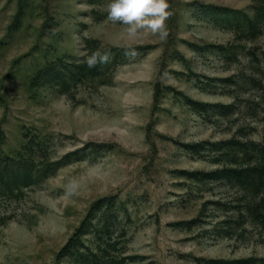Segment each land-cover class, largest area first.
I'll return each mask as SVG.
<instances>
[{
  "label": "rangeland",
  "instance_id": "374dc122",
  "mask_svg": "<svg viewBox=\"0 0 264 264\" xmlns=\"http://www.w3.org/2000/svg\"><path fill=\"white\" fill-rule=\"evenodd\" d=\"M168 2L0 0V264L264 262V185L202 174L264 160L263 0Z\"/></svg>",
  "mask_w": 264,
  "mask_h": 264
},
{
  "label": "clouds",
  "instance_id": "9594fccd",
  "mask_svg": "<svg viewBox=\"0 0 264 264\" xmlns=\"http://www.w3.org/2000/svg\"><path fill=\"white\" fill-rule=\"evenodd\" d=\"M108 19L112 22H120L126 25L125 31L128 36L135 38L143 31H150L158 35L161 40L168 36L166 21L172 13L169 11L170 4L168 0H111L107 6ZM125 55L134 57L136 52L129 46L125 50ZM110 60V53H101L94 51L87 56L85 63L89 68L97 64H105ZM77 187V182L72 180L67 188L69 194H72Z\"/></svg>",
  "mask_w": 264,
  "mask_h": 264
},
{
  "label": "trees",
  "instance_id": "16d2710c",
  "mask_svg": "<svg viewBox=\"0 0 264 264\" xmlns=\"http://www.w3.org/2000/svg\"><path fill=\"white\" fill-rule=\"evenodd\" d=\"M258 13L259 15L261 14L264 17V0L263 3L258 7ZM245 151L247 152V149ZM262 156L264 157V150H262ZM257 167L259 168V170H257ZM202 174L204 177H225L228 181L239 183L241 188L245 189L246 191H248V186L250 184L254 191H257L261 188V185H264V160H262L261 162H256L254 164H236L235 166L225 164L220 169H215L210 172H204ZM259 199L260 202H264V197H259ZM262 208L264 209V207ZM243 212L248 213V206H246V209ZM73 241L74 239L73 237H71L65 244L64 248L69 251L71 244H73ZM256 260L257 258L248 259V257H245L237 259H210L209 261L211 264H252V262ZM260 261L263 262L264 260L260 259ZM262 264H264V262Z\"/></svg>",
  "mask_w": 264,
  "mask_h": 264
}]
</instances>
